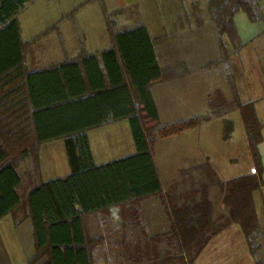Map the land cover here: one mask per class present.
<instances>
[{"label":"trees","instance_id":"trees-1","mask_svg":"<svg viewBox=\"0 0 264 264\" xmlns=\"http://www.w3.org/2000/svg\"><path fill=\"white\" fill-rule=\"evenodd\" d=\"M27 1L0 0V218L20 202L16 166L30 156L33 180L24 206L34 251L24 264H93L85 215L152 196L163 202L171 231L183 250L167 256L162 264H192L208 238L230 222L239 224L254 263L264 264L260 241L264 226L253 202L261 173L257 151L261 123L253 102L236 100L255 171L231 177L223 184L221 200L226 211L213 215L206 189L194 203L167 205L150 138L152 133L167 137L186 131L196 126L200 117L159 124L151 87L180 73L174 64L158 63L154 42L160 36L151 37L130 9L128 14L134 16L135 23L118 27L112 17L123 14V8L108 10L103 0H85L100 3L107 15L110 45L91 53L78 39L75 57L30 70L25 60L29 40L21 39L16 16ZM258 1H207L210 20L227 35L235 50L240 44L231 16L244 10L251 20L259 18ZM181 20V26L187 24L189 15ZM119 119L128 121L135 152L94 163L86 130ZM55 138L63 139L70 170L64 176L42 180L39 144ZM260 249L262 256L258 255Z\"/></svg>","mask_w":264,"mask_h":264},{"label":"rangeland","instance_id":"rangeland-1","mask_svg":"<svg viewBox=\"0 0 264 264\" xmlns=\"http://www.w3.org/2000/svg\"><path fill=\"white\" fill-rule=\"evenodd\" d=\"M178 1L114 0V3L123 8L124 13L112 18L119 26L133 25L136 20L134 16L128 14V10H132L139 20L147 24L151 34L162 36L155 43L158 63L174 64L181 76H184L171 80L168 89L165 82H158L152 86L159 124L189 117L192 114L191 110L194 109L200 117V122L186 131L167 137H159L152 133L151 152L160 176L164 179L169 177L163 174L166 166L173 168L181 166L183 167L181 175L185 177L188 175L185 172L192 173L204 168L218 172L213 179L228 180L244 173L252 164L236 102L239 100L235 92L239 62L230 50L232 48L228 37L220 33L218 27L210 20L205 8L208 0H180L182 8L187 12L179 14L178 18L185 14L190 18L189 24L182 28H178L175 22L176 13L173 14L169 10L178 8ZM83 6L85 9L81 14L70 13L71 9ZM191 9L199 15L200 22L196 23L194 13H188ZM101 12L100 3L97 1L85 3V0H29L16 16L21 25L22 36L31 41L29 49L41 50L45 56L55 54L58 58L61 54H67V48L70 54L74 53L78 39H86L90 48L101 47L100 41L109 38L106 26L108 17ZM74 18H82L83 21L81 20L79 24L85 29H80L78 25L77 28L73 27L76 22ZM237 81L240 82V77ZM166 91L175 94L174 98L186 99L189 109L191 106L193 108L190 110L183 108L185 105L175 102L176 99H171ZM123 132L128 142L124 141L123 146L110 155H104L97 148L96 141L102 138V134L98 133L93 137L95 163L119 158L131 152L130 130ZM122 140H125L123 134ZM53 147L52 160L55 168L51 172H44V179L67 174L70 170L63 142L59 140ZM27 160L32 162L30 159ZM18 166L20 184L17 192L20 202L11 213L0 220V264H24L29 257L27 253L26 255L23 253L27 252L29 246L22 251L19 231L28 233V239L25 238L24 241L30 240L32 246L31 224L29 218L25 216L24 206L25 194L31 184L29 174L26 173L29 168L20 164ZM192 176L198 177L194 173ZM219 188L221 191L220 186ZM211 190L216 196L212 198L215 215L222 212L223 208L220 206L223 203L219 191L216 194L218 186ZM187 198L193 199L194 194L187 192L185 199ZM156 203L159 211L161 203L159 201ZM113 207L115 206L100 212L88 213L84 217L93 264H162L167 256L176 254V251L167 252L161 245L164 237H170L165 235L168 230L166 226L163 230L156 227L154 230L157 229V232L149 233L153 228L150 227L151 222L147 224L146 211L141 212L138 206L136 211L137 214L140 212L138 217L132 215V212L128 214L127 211L131 209L129 205L115 208L116 210ZM125 208L128 210L125 211ZM145 209L150 212L147 207ZM260 241L264 248V236ZM258 255L262 256L261 249Z\"/></svg>","mask_w":264,"mask_h":264},{"label":"crops","instance_id":"crops-1","mask_svg":"<svg viewBox=\"0 0 264 264\" xmlns=\"http://www.w3.org/2000/svg\"><path fill=\"white\" fill-rule=\"evenodd\" d=\"M103 1L108 10L122 8V7H119L118 4L114 3V0H103ZM180 3L181 2L179 0L177 3L178 8L169 9L171 12H173V14L176 13L175 22L178 28H182L184 25H186L184 24L183 26H181L180 22L182 20L181 18H178L179 14H183L187 12L185 11L184 8H182V3L181 4ZM258 5L260 6V17L255 20H251L248 14L244 10H237L232 14L231 20H232L233 27L238 37V43L240 44V47L235 50L233 45L230 43L229 38H228V41L232 48L230 50L232 51L233 54L236 55L237 62H239L238 72L240 73L237 72L236 75L240 77V82L237 81L238 77L236 76V79H235L236 91L235 92L237 96L239 97L240 102H248V101L253 102L255 114L261 123V130H260L261 138L259 142L257 143V151L259 153L260 162H261L260 185L257 190L253 191V202H254V206H255L258 219L261 225L264 226V0H259ZM24 6L25 4L21 8V10L24 8ZM84 9H85V6L78 7L76 8L74 14L79 15L82 13ZM21 10H19V12ZM188 13L193 14L194 13L193 9H191V11H189ZM193 15H194L195 21L200 20V17L198 14H197L198 16L197 19H196L197 17L196 13H194ZM74 20L76 21L75 24L80 26V29H81L82 27L79 24V22L82 20V18H77V19L74 18ZM189 21H190V18H189ZM139 22L143 23L146 26L148 34L151 37H156L158 35L160 36L159 39H161L162 37L161 34L159 35V34L150 33L147 24L143 20H139ZM187 24H189V22ZM116 26L119 27L117 23H116ZM172 26H173V23H172ZM82 29H85V28H82ZM107 32H108V28H107ZM20 37L23 41L29 40V38L27 37L25 38L22 36L21 25H20ZM82 41H83L84 49L87 52H91V53L98 52L102 48L109 46L111 43L110 36L108 39H102L100 41L101 47H98V48L96 47L90 48L89 47L90 44L86 39H83ZM156 42L157 41L154 42V50H155ZM30 43L31 41L29 40L28 48L26 51V57H25L26 64L30 70H34L51 61L58 62L64 59L73 58L77 55V51H78V43H77V49L74 53L70 54L69 53L70 50H68V48L66 47L67 54H61L59 55L58 58H56L55 54H53L52 56H45L42 54L41 50H38V49L36 50L34 49L33 51H31V49H29ZM155 54L158 60L156 50H155ZM181 77L184 78V76H181V74L179 73V75L177 74V76L169 80H163L159 82H165L166 85L168 84L167 86V89H168L170 86L169 82H171V80H177V78H181ZM155 84L153 85V87L155 86ZM153 87H151V92H152ZM171 90L173 89L171 88ZM166 93L169 95L171 99L173 100L176 99L175 102L185 105L183 106V108L185 107L189 109L186 99H182L181 97L174 98L175 94H172L168 91H166ZM153 98H154V95H153ZM154 101L156 104L155 98H154ZM156 108H157V104H156ZM191 108L193 107L191 106L190 109ZM191 113L192 114H190L189 117L194 116V115H199L197 114V111H195V109L191 110ZM189 117H186V118H189ZM123 130H130L127 119H119L116 121H111V122H108V123H105L99 126H95V127H92L86 130L88 143H89L93 161L95 157L94 151H93V144H92V142L95 141L94 140L95 138L93 137L98 133L102 134V138L96 141L97 148L101 150V152H103L104 155L105 154L110 155L111 152H114L115 150H119L120 147L123 146L124 141L128 142V138L124 135ZM122 134L125 137V140H122ZM59 140L63 142L62 138H55L52 140L44 141L41 144H39L38 165H39L40 177L42 180H45L43 178L44 172H51L55 168V165L52 160L53 159V149H54L53 144L55 142H59ZM131 142L133 146L130 145L129 149H131L130 150L131 152H129L128 155L135 152V146H134L133 140H131ZM63 145H64V142H63ZM27 159H30V156L27 158H24L23 160H20V162L16 166V171L19 174V166H18L19 164L29 168L28 171H26V173L29 174V183H30L32 182L31 180H33L31 174L34 171V167H33V163ZM113 159H117V158H112L110 160H113ZM106 161H109V160H106ZM106 161H103V162H106ZM153 161H154V158H153ZM103 162H100V163H103ZM100 163H96V164H100ZM182 168L183 167L181 166H178L177 168L166 166L163 174L169 175V177L165 179L164 177L160 176L157 170L158 176L160 179L161 188H162V191L164 192V197H165V201L167 205L183 206L186 204L194 203L200 199L203 189H206L208 192L209 199L212 202V205H213L212 212L214 213V204H213L212 198L213 196H215V194H212L211 189L214 188V186H218L219 190L216 191V194H218V191H219V193L221 194V198H222V193H223L222 188H223V184L227 181V178H223V180H219L217 178L213 179L212 177L217 175L218 172L216 170L215 171L205 170L204 168H200L199 171H193L192 173L191 171L185 172V174H188L185 177L181 175L183 174ZM156 169H157V166H156ZM254 171H255V168L251 164L244 173H240L238 175L247 174V173H251ZM193 173L194 175H198V177L196 178H194L193 176L191 177V174ZM177 174L178 176H176ZM64 175L66 174L58 175V176H64ZM58 176H55V177H58ZM219 186L221 187V191H220ZM187 192L194 194V198L191 200H188L189 198L185 199ZM157 200L159 201V203H161L160 204L161 210L159 209V211L157 209V203H156L158 202ZM127 205L131 207L130 211H127L128 210L127 208H125L124 210L127 211L128 214L132 212V215L134 216L138 215L139 217L140 212L138 211L139 213L138 214L136 213V211L138 210L137 209L138 206L141 212L142 210H144V213L146 211L148 215V217L146 216L147 224L149 225V223L151 222L150 227L153 228V230H149V233L154 234L155 232H157V229L154 230V228L156 227H159V229L161 230H163L165 226L166 228H168V230L166 231L167 233L165 235H168L170 237H164V240L161 243L162 247L166 248L167 252L169 250L176 251V253L183 252L182 248L178 244L177 236H175V234L171 231V219L169 218L167 212L165 211L163 202L161 201V199H159V197H155V196L148 197L132 205L129 203H125L122 205H114L115 207L113 208L119 209V207L127 206ZM145 206L150 210L149 213L145 209L146 208ZM220 207L223 208L222 212L226 211L223 205H221ZM97 212H100V211H97ZM93 213H96V212H93ZM220 213H217L214 216ZM5 216L0 218V220L5 218ZM28 226L29 225L27 223V229H28ZM16 228H18V226H16ZM16 233H17V230H16ZM18 236H19L20 242L22 241V248H23L22 251H24L29 246V248L27 249V252L25 251L23 252L24 255H26L27 253L30 256L34 251L33 240H32V246H31L30 240L29 241L27 240V242L24 241L25 238L28 239V233L19 231ZM158 241L159 240H157V242ZM192 264H255V263H254L253 256L251 255L248 249V246L246 244L244 235L240 229L239 224L237 222H230L222 230H220L215 235L210 236L208 238L206 243L202 246L197 256L193 260Z\"/></svg>","mask_w":264,"mask_h":264}]
</instances>
